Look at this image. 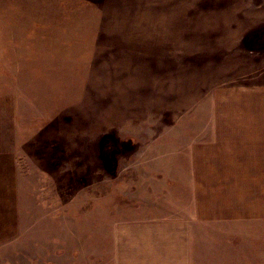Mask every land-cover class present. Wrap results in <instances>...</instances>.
I'll use <instances>...</instances> for the list:
<instances>
[{
	"label": "rangeland",
	"instance_id": "1",
	"mask_svg": "<svg viewBox=\"0 0 264 264\" xmlns=\"http://www.w3.org/2000/svg\"><path fill=\"white\" fill-rule=\"evenodd\" d=\"M263 117L264 0H0V153L13 164L0 264L109 261L113 230L196 204L201 251L264 264L250 125ZM215 146L248 172L226 175L227 191L245 179L248 218L220 225L225 242L206 223Z\"/></svg>",
	"mask_w": 264,
	"mask_h": 264
},
{
	"label": "crops",
	"instance_id": "2",
	"mask_svg": "<svg viewBox=\"0 0 264 264\" xmlns=\"http://www.w3.org/2000/svg\"><path fill=\"white\" fill-rule=\"evenodd\" d=\"M233 122V121H230ZM232 131L229 132L228 142L242 139L245 136V129L242 124L231 123ZM253 127V143L256 145L255 153L251 154L255 161L251 164L258 168L252 173L264 174V117L257 119L250 124ZM234 132V134H232ZM216 136V137H214ZM217 144L222 143L226 150L225 137L214 135ZM221 141V142H220ZM239 141V140H238ZM206 164V223L208 236L216 240L227 236L219 233L220 225L236 221L246 222L247 214V192L244 187L245 179L237 178L238 185L227 191L229 180L226 175H245L247 170L241 168L234 160L235 152L231 155L215 146L208 148ZM3 154V155H2ZM5 153H0V180H3L7 173V168L12 171L13 164L7 165V159H3ZM195 169V168H193ZM196 170V169H195ZM260 181L256 190L261 189L256 194V204L258 211L257 220H264V178ZM232 184V183H231ZM230 184V185H231ZM194 187L197 182L194 181ZM194 195L198 196L197 190ZM2 203L0 202V206ZM196 213L185 215L186 217L165 218L162 220H139L129 222L118 229L113 230L110 235L112 252L109 254V261L98 262L96 264H220L225 260V251H201L198 247L197 222L199 218L198 205L195 206ZM193 223H195L193 225ZM194 227V228H193ZM225 228V227H224ZM194 230V231H193ZM200 253L207 254V261H201ZM215 258L218 259L215 262ZM214 262V263H213Z\"/></svg>",
	"mask_w": 264,
	"mask_h": 264
}]
</instances>
